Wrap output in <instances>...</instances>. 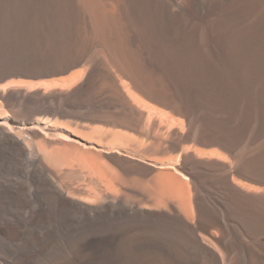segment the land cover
I'll list each match as a JSON object with an SVG mask.
<instances>
[{"label":"bare ground","instance_id":"1","mask_svg":"<svg viewBox=\"0 0 264 264\" xmlns=\"http://www.w3.org/2000/svg\"><path fill=\"white\" fill-rule=\"evenodd\" d=\"M95 2L0 0V264H264V0Z\"/></svg>","mask_w":264,"mask_h":264},{"label":"rangeland","instance_id":"2","mask_svg":"<svg viewBox=\"0 0 264 264\" xmlns=\"http://www.w3.org/2000/svg\"><path fill=\"white\" fill-rule=\"evenodd\" d=\"M96 2V4H98V3H100L99 4V6H100V8L102 9V8H104L103 10L104 11H111V12H119L120 11V8H121V6H122V1L123 0H95ZM98 2V3H97ZM106 5V6H105ZM102 6V7H101ZM87 8H89V9H87ZM87 8H86V6H84V4L83 3H79V9H80V20H79V30L81 29V31H80V43H82L81 44V46H84L85 45V47L84 48H88L90 51H92V50H95L96 48H98V44H96L97 43V41H98V37L100 36L99 34H90L92 31L90 30V28H89V23H90V18H91V16L96 12V8L94 9V7L90 4V5H87ZM86 9V10H85ZM106 9V10H105ZM91 11V12H90ZM86 16V17H85ZM85 19V20H84ZM84 20V21H83ZM89 29V30H88ZM83 30V31H82ZM85 30V31H84ZM90 32V33H89ZM86 35V36H85ZM94 35V36H93ZM82 41V42H81ZM85 41V43L83 44V42ZM90 41V43H88ZM96 41V42H95ZM43 42V43H42ZM87 42V43H86ZM92 42V43H91ZM49 42H46V41H41V43L39 44V43H37V44H32L31 43V45H30V43H28V45H27V43H25V44H22V45H20V47L21 48H23L22 49V51H24V52H26V54H29V55H26L27 57H30L31 58V56L33 57V56H35V57H37L39 60H37V58H33V59H35L36 60V62H39V61H42V62H44V63H47V64H50V65H52V64H54L55 62H57L58 60H59V58H58V60H57V56H56V54H54V55H52V53L53 52H55V50L56 49H58L60 46H59V44L57 45V44H54L53 45V47H52V43H50L49 45H50V47H49ZM86 45H87V47H86ZM89 45V46H88ZM44 46L47 48H49V50H50V52L48 51V48L47 49H44ZM25 47V48H24ZM34 47V48H33ZM57 47V48H56ZM21 48H19L20 50H21ZM38 48V49H37ZM52 48H55V49H52ZM35 49V50H34ZM32 50V51H31ZM37 50V51H36ZM47 50V51H46ZM89 51V52H90ZM34 53V54H32V53ZM40 52H42V54H40ZM48 52V53H47ZM38 53V54H37ZM45 53V54H44ZM51 54V55H50ZM53 56H54V58H53ZM41 57V58H40ZM52 57V58H51ZM48 59V60H47ZM52 59H54V61L52 60ZM45 60V61H44ZM57 60V61H56ZM51 61V62H50ZM49 62V63H48ZM19 66V65H18ZM21 66V67H20ZM18 68L19 69H23L22 68V66L23 65H20ZM84 67H85V65H79V66H77V67H75V68H73V70L71 71H68L67 73H64V74H66V75H69V74H71V73H73V72H76V71H82V70H84ZM64 74H56V75H50V76H38V77H32V76H19V78H23V79H28V80H33V81H43V80H49V79H53V78H58V77H61V76H65ZM80 74V73H79ZM145 75V76H144ZM150 75V76H149ZM142 76H143V80L145 81V83L148 85V83H149V85H148V87L150 88V86H151V89H153L154 88V90H152V91H154V92H157V93H160L161 95H164V96H166L167 95V97H170L169 95H168V92L166 91V89L163 87V85H162V83H161V81H160V78L158 77V76H156V75H154V74H150V73H143L142 74ZM150 81H149V80ZM153 80H154V82H153ZM147 81V82H146ZM99 83V85H96V87L98 88V90H97V88L94 86L92 89H91V91L93 92V93H96V92H99V89L101 90V92H108L109 90L111 91V88H110V86L107 84V83H105L104 85L106 86V87H104V85H102V81H100V82H98ZM104 83V82H103ZM101 84V85H100ZM155 84V85H154ZM153 85V86H152ZM105 88V90H104V88ZM154 86H156V87H154ZM109 87V90L107 89ZM163 88V89H162ZM95 91H94V90ZM107 89V90H106ZM165 91V92H164ZM164 92V93H163ZM167 93V94H166ZM53 106V104H43L42 105V107H45V108H51ZM35 141L36 142H38V141H40V138H36L35 139ZM76 162V161H75ZM74 162V164H76ZM79 163V162H78ZM76 164V169H74L76 172H78V170H80L81 168V165L80 164ZM72 166V165H71ZM71 166L70 165H68L67 166V168H66V166L64 165V168L66 169V171L68 170V172H66L65 173V170L64 169H61V167L59 168V166L57 167L59 170H58V172L60 173V176H61V178L62 179H65L64 181L65 182H67V181H71L72 182V180H73V177H72V173L71 172H69L70 171V169H71ZM74 166V165H73ZM80 166V167H79ZM69 167V168H68ZM57 168H55L56 170H57ZM62 168H63V166H62ZM79 168V169H78ZM63 172V173H62ZM71 173V174H70ZM66 176V175H68V177L67 178H69V176H70V180L69 179H67V181H66V177L64 178V176ZM78 179H74V181L73 182H75V181H77ZM78 181H80V180H78ZM81 182H84V181H82L81 180ZM80 182V183H81ZM67 183H69V182H67ZM86 184V183H85ZM82 185H83V183H82ZM181 238V237H180ZM184 239V240H183ZM186 238L185 237H183L182 236V238L180 239V241H181V243H183L184 244V242H185V244L183 245L184 246V255H185V257H186V260H187V264H194L193 262H192V255H191V248H189L190 246H188L187 245V247H185L186 246V242H187V240H185ZM182 241H184V242H182ZM185 249H187V250H185ZM189 252H190V254H189ZM189 255V256H188ZM191 256V257H190ZM190 259H191V261H190ZM192 262V263H191Z\"/></svg>","mask_w":264,"mask_h":264}]
</instances>
